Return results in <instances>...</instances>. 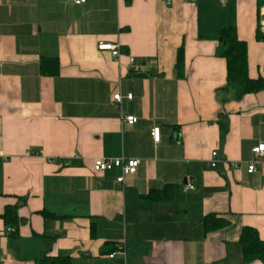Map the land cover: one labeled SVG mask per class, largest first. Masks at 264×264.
Instances as JSON below:
<instances>
[{"label":"crops","instance_id":"obj_1","mask_svg":"<svg viewBox=\"0 0 264 264\" xmlns=\"http://www.w3.org/2000/svg\"><path fill=\"white\" fill-rule=\"evenodd\" d=\"M257 2L0 0V264L43 253L69 264H245L242 227L264 241V153L246 171L264 143V88L233 99L205 35L234 27L248 76L264 79ZM117 157L139 161L121 183L118 168L93 171L94 159ZM6 206L23 221L15 237ZM209 214L226 225L205 231Z\"/></svg>","mask_w":264,"mask_h":264},{"label":"trees","instance_id":"obj_2","mask_svg":"<svg viewBox=\"0 0 264 264\" xmlns=\"http://www.w3.org/2000/svg\"><path fill=\"white\" fill-rule=\"evenodd\" d=\"M258 6L264 5V0H258ZM204 36V35H201ZM205 37L216 39L218 46L216 55L224 58L226 61V85L225 89L232 91L233 99H240L242 96L249 93L259 92L264 88V79L258 77L252 79L248 76L247 62V45L245 41L237 37L234 27H225L217 30L215 33L205 35ZM259 38H262L258 35ZM183 66V48H179L176 59V69L179 75H182ZM44 72L45 70L42 69ZM57 73V65L49 74ZM222 134L225 132L224 125L221 124ZM6 225L12 228L11 236L15 237L18 226L22 220H19L16 206H6L3 215L1 216ZM226 225V220L216 218L214 215H206L203 219V227L205 231L219 229ZM239 245L243 262L249 263L252 261H260L264 263V241L258 236L257 230L244 226L241 229L239 236ZM35 264H69L67 258H51L42 254L36 260Z\"/></svg>","mask_w":264,"mask_h":264},{"label":"built area","instance_id":"obj_3","mask_svg":"<svg viewBox=\"0 0 264 264\" xmlns=\"http://www.w3.org/2000/svg\"><path fill=\"white\" fill-rule=\"evenodd\" d=\"M75 4H82L85 2V0H71ZM219 2H223L224 0H217ZM167 3L170 2V0H166ZM259 29L261 31V35L264 37V5L259 7ZM97 48L99 50H108L110 51L112 56L118 57L119 56V50L116 45H112L110 43H98ZM130 63H133V59L129 58ZM127 98H131V94L126 95ZM121 100V95L119 93H116L113 95V105L118 106V103ZM123 121H125L127 124L131 125L134 124L137 121V118L132 115H127L123 117ZM150 135L153 139V141L157 142L159 140V129L158 128H152L150 131ZM264 153V143H258L256 146L251 148V154L252 159L249 163L246 165V171L247 173H252L255 171L257 158L263 155ZM214 157H216V152L213 151L211 153V162L210 165L212 167L215 166ZM139 165V161L136 159H127L123 157H117V158H97L94 159L92 168L95 172H105L112 170L114 168H118L121 171V175L116 178L117 183H121L123 181V178L125 175L134 174L137 167ZM232 166L237 167L238 163H232ZM194 186L190 183H187L184 187V191L193 190ZM7 230L10 232L12 231V228L8 227ZM114 254H110L109 257H113Z\"/></svg>","mask_w":264,"mask_h":264}]
</instances>
